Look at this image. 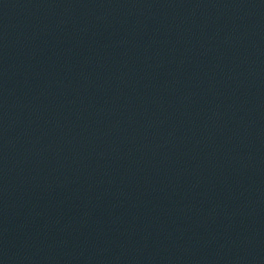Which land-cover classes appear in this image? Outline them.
Returning a JSON list of instances; mask_svg holds the SVG:
<instances>
[{
  "label": "water",
  "instance_id": "obj_1",
  "mask_svg": "<svg viewBox=\"0 0 264 264\" xmlns=\"http://www.w3.org/2000/svg\"><path fill=\"white\" fill-rule=\"evenodd\" d=\"M0 264H264V0H0Z\"/></svg>",
  "mask_w": 264,
  "mask_h": 264
}]
</instances>
